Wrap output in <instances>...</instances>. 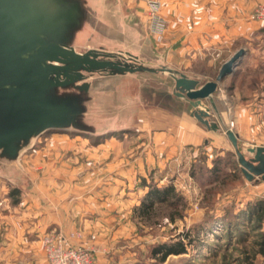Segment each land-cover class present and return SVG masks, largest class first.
Here are the masks:
<instances>
[{
    "label": "rangeland",
    "instance_id": "374dc122",
    "mask_svg": "<svg viewBox=\"0 0 264 264\" xmlns=\"http://www.w3.org/2000/svg\"><path fill=\"white\" fill-rule=\"evenodd\" d=\"M127 2L147 4L150 21L152 7L162 6L159 0ZM260 36L264 40V30ZM250 46L264 49V41ZM242 66L239 76L220 83L218 104L249 156L253 142L264 143V104L253 119L252 67ZM152 79L138 87L145 117L134 115L132 121L139 125L106 133L49 130L36 135L17 159L0 155V258L5 260L9 242L19 238L18 227L26 226L21 237L41 239L42 247L46 234L64 233L72 244L89 249L93 264H264L259 252L264 220L256 217L264 206V180L244 176L224 133L206 135L182 117L166 125L164 111L176 113L183 104L167 89L165 76ZM137 83L125 79L124 91L110 106L136 96ZM104 121L102 113L95 121L98 130L107 126ZM215 162L219 173L211 172ZM169 185L181 199H153L144 214L142 204L152 200L146 198L152 190ZM30 227L44 231L35 235ZM179 242L184 252L162 258L159 248Z\"/></svg>",
    "mask_w": 264,
    "mask_h": 264
},
{
    "label": "water",
    "instance_id": "95a60500",
    "mask_svg": "<svg viewBox=\"0 0 264 264\" xmlns=\"http://www.w3.org/2000/svg\"><path fill=\"white\" fill-rule=\"evenodd\" d=\"M106 1L117 8L116 0ZM100 5L99 0H0V155L17 159L36 135L49 130L115 131L129 114L130 96L110 106L120 97V84L162 74L171 81L172 95L187 100L201 124L223 128L244 176L264 180V145L249 146L252 155H246L215 100L219 84L235 73L246 49L227 59L214 79L202 82L128 49L120 28L103 21ZM213 112L221 125L211 119ZM102 113L107 126L98 130L95 121Z\"/></svg>",
    "mask_w": 264,
    "mask_h": 264
},
{
    "label": "crops",
    "instance_id": "0c3cea01",
    "mask_svg": "<svg viewBox=\"0 0 264 264\" xmlns=\"http://www.w3.org/2000/svg\"><path fill=\"white\" fill-rule=\"evenodd\" d=\"M99 1H101L99 7L100 11L103 12L101 15L103 21L106 24L120 28V34L123 36L122 42L128 49L154 64H167L191 76L200 77L202 82L207 79H214L222 64L239 49L245 48V54H247L245 57H247L249 62L245 64L246 61L243 57L240 64L236 67L235 73L229 76H239L242 71L238 69H242V65H251L252 118L254 119L258 115L257 107L264 104V69L260 68L259 64L261 61L264 63V49H256V47H251L250 44H252L253 40L259 38L261 42L264 41L260 36V31L264 30V20L252 19L251 13L257 4L264 3V0H159L162 4L161 9H159V15L164 22L161 34L151 29L150 19L147 20L146 16L148 11L147 4L141 6L138 2L129 4L127 0H116L115 5L117 8L113 11L109 8V2L111 1ZM108 20L112 23H108ZM205 67H216L217 69L213 73L210 71L211 69L207 70ZM258 75L262 80L258 81L256 79ZM152 77L138 81L133 86L136 89V96L128 94L130 101L129 105H127L129 113L127 123L118 129L128 130L133 126L139 125L141 121H132L134 115L140 117L141 120L145 117L144 101L141 100L143 93H141L142 90L138 92V87L143 89L145 85L143 82L153 80ZM166 80L167 85L171 84L168 78ZM167 85H164V88ZM167 89H170L169 86ZM218 90L215 93L216 105L222 121L230 126L224 111L219 107L218 103L221 95ZM173 97L182 103L183 106L176 113L164 111L166 114L164 117L168 119V122H165L166 125L175 118L182 117L194 123L206 135L217 136L220 133H224L226 139L230 142L223 128L218 131L209 130L190 114L192 106L187 100ZM139 100H141L140 105ZM242 105H244L242 107L246 108L249 104ZM211 119L219 122L215 112L212 113ZM150 120L156 121L154 118ZM160 122L162 123V121ZM219 124L221 125L220 122ZM232 129L235 130L234 128ZM235 132L240 140L239 133ZM252 145H264V143L253 142ZM25 228L26 226L23 228L18 227L22 232H24ZM42 230L44 231V228L40 229L41 232H36L35 228H28V231H32L31 233L40 234V236L42 235ZM68 231L66 230L67 234L71 232ZM22 232H19V238H14V242H9L7 256L5 260L0 258V264L45 263V252L41 239L34 240L28 239L26 236L21 237ZM72 240L74 243L78 242L75 238ZM20 242L23 244H20ZM33 250L35 251L34 254ZM10 256L13 258H10Z\"/></svg>",
    "mask_w": 264,
    "mask_h": 264
},
{
    "label": "built area",
    "instance_id": "2783aa9c",
    "mask_svg": "<svg viewBox=\"0 0 264 264\" xmlns=\"http://www.w3.org/2000/svg\"><path fill=\"white\" fill-rule=\"evenodd\" d=\"M159 6L151 9V29L161 34L164 22L159 15ZM254 20L264 19V3L259 4L251 14ZM45 264H93L92 255L87 247L75 245L64 233L46 234L43 239Z\"/></svg>",
    "mask_w": 264,
    "mask_h": 264
},
{
    "label": "trees",
    "instance_id": "16d2710c",
    "mask_svg": "<svg viewBox=\"0 0 264 264\" xmlns=\"http://www.w3.org/2000/svg\"><path fill=\"white\" fill-rule=\"evenodd\" d=\"M219 162V161H218ZM218 162H215L214 166L211 168V172L212 173H219L221 168L218 164ZM14 193H19V190H15ZM170 196H175L176 200H180L181 196L178 195L177 193H175V188L173 185H169L164 189H154L152 190V192L150 193V195H148L146 198H152V200H146L143 201L142 204V209H143V213L146 214L148 213V210L150 208V206H152V202L153 199H162L163 201H166L169 199ZM17 202H19V200H17ZM256 217H258L259 222H262L264 220V206H260L258 208V210L256 211ZM159 250H161V252H163V256L162 258H165L167 255H169L170 253H182L186 250V248L184 247V245L179 242L173 246H162L161 248H159ZM259 252H261L264 255V239L260 242V249Z\"/></svg>",
    "mask_w": 264,
    "mask_h": 264
}]
</instances>
